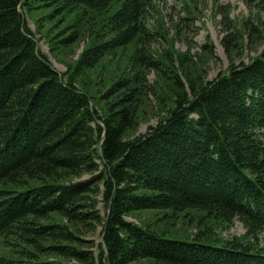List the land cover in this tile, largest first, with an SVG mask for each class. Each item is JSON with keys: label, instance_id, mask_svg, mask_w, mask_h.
I'll return each instance as SVG.
<instances>
[{"label": "trees", "instance_id": "trees-1", "mask_svg": "<svg viewBox=\"0 0 264 264\" xmlns=\"http://www.w3.org/2000/svg\"><path fill=\"white\" fill-rule=\"evenodd\" d=\"M154 1L0 0V236L17 243L19 258L0 264H264V49L235 63L227 27L228 72L198 82L188 66L187 90L176 70L168 115L133 136L141 88L112 79L96 99L37 50L22 15L107 13L110 38L79 64L93 69L136 46L145 68L159 70L145 53L159 37L147 25ZM77 41L73 31L60 43ZM141 210L201 213L204 230L168 238L127 220ZM236 221L246 233L229 240L207 225Z\"/></svg>", "mask_w": 264, "mask_h": 264}, {"label": "rangeland", "instance_id": "rangeland-1", "mask_svg": "<svg viewBox=\"0 0 264 264\" xmlns=\"http://www.w3.org/2000/svg\"><path fill=\"white\" fill-rule=\"evenodd\" d=\"M154 5L147 25L159 37L147 46L150 54L146 49L145 53L158 61L159 70L145 68L135 54L136 46L112 52L93 69L79 64L81 55L90 46L99 45L110 38L107 13L74 14L62 20L61 17H48L47 10L35 12L30 18L25 12L27 24L36 36L40 51L49 57L62 75L66 72L73 75L77 83L86 87L96 99L112 79L128 77L141 88L145 103L138 128L130 133L133 136L146 133L149 126H156L168 115L177 88L174 85L176 70L187 90L189 84L185 73L188 66H194L190 75L198 77V82L211 81L221 73L228 72L231 59L222 41L227 27H233L235 44L231 49L235 63L247 64L264 49V13L255 0H155ZM73 31L78 32L76 43L68 46L60 43ZM250 33L253 34L251 38ZM169 52L173 54L175 62L169 57ZM170 76H173L172 80ZM98 105L99 111L101 108L104 111L103 104ZM84 178L88 176L85 174ZM99 208L104 213L101 204ZM200 217L201 213L197 212L173 215L172 210H141L128 216L127 220L168 238L191 240L204 230L198 224ZM207 225L218 230L216 237L226 240L242 237L246 233L240 221L230 228L226 225L217 227L212 222ZM11 247L17 248V243L0 236V259H19L15 248ZM148 263L151 262L139 264Z\"/></svg>", "mask_w": 264, "mask_h": 264}]
</instances>
